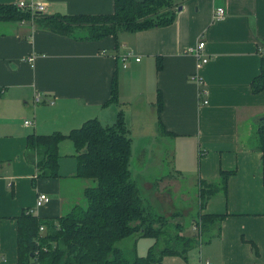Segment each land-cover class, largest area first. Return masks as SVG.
<instances>
[{"label":"crops","instance_id":"0c3cea01","mask_svg":"<svg viewBox=\"0 0 264 264\" xmlns=\"http://www.w3.org/2000/svg\"><path fill=\"white\" fill-rule=\"evenodd\" d=\"M175 2L170 23L98 39L76 37L85 33L83 28L55 32L35 17L0 20V264L17 262L15 218L23 210L41 218L65 214L76 204L72 189L81 181L83 191L88 183L74 173L38 177L27 136L67 134L90 118L110 124L118 110L127 125L131 122L132 161L138 148L143 154L155 147L148 140L156 141L159 129L171 143L173 168L193 174L197 186L218 181L222 171L229 173L225 193L217 192L197 208V213L223 218L185 254L166 255L161 264H264V184L255 142L264 116V91L250 88L264 55V0ZM217 5L224 7V15L214 18ZM112 10L113 0H48L44 13ZM199 39L205 41L209 59L197 67L186 49ZM128 52L124 66L121 57ZM114 76L118 104L109 102ZM200 87L206 91L203 97ZM36 92L43 96L39 103L34 102ZM204 98L207 103L201 102ZM25 119L32 125H24ZM66 140L72 143L63 138L58 145L59 172ZM39 193L49 201L36 207ZM141 238L146 237L136 240L135 249L145 255L154 240Z\"/></svg>","mask_w":264,"mask_h":264},{"label":"trees","instance_id":"16d2710c","mask_svg":"<svg viewBox=\"0 0 264 264\" xmlns=\"http://www.w3.org/2000/svg\"><path fill=\"white\" fill-rule=\"evenodd\" d=\"M176 4L175 0H113L111 12H40L33 17L55 32L67 34L83 28L85 33L76 37L98 39L116 36L120 30L137 31L170 23L175 16ZM22 18H31V14L13 4L0 3V20ZM250 88L253 93L264 91V55ZM109 102H119L116 76L110 84ZM161 108L162 97L158 93L157 117ZM159 127L163 128L161 121ZM63 138L70 139L75 148L74 175L94 182L83 190L87 204L85 207L75 204L69 212L52 218H41L30 210H23L15 218L16 264H161L166 255L185 254L224 216L198 212L194 219L197 230L187 236L180 232L179 223L171 221L172 216L158 213L145 203L130 169L132 142L122 110H118L110 124L90 118L67 134H29L26 147L35 155L38 177L59 176L58 145ZM255 142L261 154L260 175L264 184V116L255 132ZM228 174L222 171L216 182L201 181L199 209L212 195L219 191L225 193ZM140 237L154 240L145 255H138L135 249ZM126 238H132V247L127 252L120 245ZM252 248L258 255L254 244Z\"/></svg>","mask_w":264,"mask_h":264},{"label":"rangeland","instance_id":"374dc122","mask_svg":"<svg viewBox=\"0 0 264 264\" xmlns=\"http://www.w3.org/2000/svg\"><path fill=\"white\" fill-rule=\"evenodd\" d=\"M118 103H120V101ZM114 120L115 117L110 123H113ZM128 125L131 127V122L128 121ZM158 133L161 136L158 138H156V136V141L153 140L154 138L148 140L150 144H153L154 142L156 143L153 149L148 146L149 148L141 154V151L138 148L137 158L133 159V161L131 158L132 162L130 169L132 176L137 180L142 190V198L145 200V203L149 204L152 210L158 213L167 217L172 215L171 221L173 223L175 222V224L179 223L180 232L184 235L190 236L196 231L194 219L197 218V208L200 206L198 198L199 185L197 186L193 174H184L173 168V159H171L172 149L170 148L171 143L168 141V137L163 130L161 131L158 129ZM133 140L136 142V138ZM66 141L67 146H63L65 161L62 169L63 171L60 169V176H62V174H73L76 170L74 145L69 140ZM163 154L164 157L161 158ZM93 183L94 182L91 179H88L86 187ZM82 184L84 183L80 181V185H75L72 191L74 192L75 203L85 207L87 200L83 195V191H81ZM172 212L176 213L172 214ZM167 213L170 215H167ZM141 239H143V241L151 242L150 238ZM120 245L122 246V249L127 252L132 247V238L122 240Z\"/></svg>","mask_w":264,"mask_h":264},{"label":"built area","instance_id":"2783aa9c","mask_svg":"<svg viewBox=\"0 0 264 264\" xmlns=\"http://www.w3.org/2000/svg\"><path fill=\"white\" fill-rule=\"evenodd\" d=\"M48 5V0H16L15 6L22 10H27L31 14V18L35 13H43L46 11ZM224 15V7L222 5H217L214 8L213 16L214 18H219ZM20 20H25V18H22ZM205 42L203 39H199L198 42L192 46H188L186 49L187 52L192 53V55L196 58V66L199 67L205 62H207L208 57L205 55ZM130 55V52L126 53L125 56L121 57V60L124 62L127 60L128 56ZM33 59V56L28 57V61H31ZM136 61H139V57L135 58ZM204 93H206L205 89L203 87H200V97H203ZM34 102L39 103L43 100V96L41 93L36 92L33 96ZM49 103H52V101H48ZM202 103H207V99L204 98L201 100ZM24 125L29 126L32 125L29 120H24ZM49 198L45 193H39L35 200V206L39 207L43 205L44 203L48 202ZM195 226V225H194ZM43 228L40 227V230ZM197 230V229H196ZM0 259H2L0 257ZM211 264V263H206Z\"/></svg>","mask_w":264,"mask_h":264}]
</instances>
